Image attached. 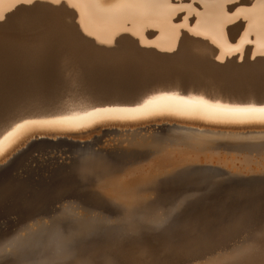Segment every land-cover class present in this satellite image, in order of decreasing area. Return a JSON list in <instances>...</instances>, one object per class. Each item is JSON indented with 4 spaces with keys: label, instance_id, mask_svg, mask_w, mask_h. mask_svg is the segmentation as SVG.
Wrapping results in <instances>:
<instances>
[{
    "label": "rangeland",
    "instance_id": "rangeland-1",
    "mask_svg": "<svg viewBox=\"0 0 264 264\" xmlns=\"http://www.w3.org/2000/svg\"><path fill=\"white\" fill-rule=\"evenodd\" d=\"M218 1L220 0H170L171 4L173 5H182L183 11L178 8L170 9L164 6L163 14H161L158 19L153 21L125 19L122 22L110 23L107 17L98 15L93 7H89L86 0H81V3L78 5V10L81 12L85 20L87 19V21H90V23L94 27H96L97 30H99L101 33H105L104 35L115 36L127 33H131L134 35H144L147 38H151L147 40L145 46L156 48L161 52H168L170 51V49H172L168 46L173 42L176 34L179 31L181 33H191L190 30L195 27L198 16L203 13L205 8H207L209 5L217 3ZM14 5L15 0H0V16L12 14L16 9H18L14 8ZM226 7L228 8L230 7V5L226 4ZM19 8H24V6H20ZM89 10H91V13H88ZM169 20H171V24L168 23ZM181 21L183 22L182 27H172V25H180ZM210 28L211 32L215 33V35H217L219 38L220 34L218 32L220 31V25L212 24L210 25ZM205 40L216 49H222L226 47V56H231L232 59L239 62L240 60L238 58L241 56H243L244 58L243 62L245 60H251L253 48L256 47V41L253 39V34H250L249 38H247L244 43L238 42L232 44L233 46L231 48L225 44L221 45L217 42L216 39L210 38L208 36H205ZM1 44L2 39L0 40V53H2ZM46 45L44 51L49 53L50 51L48 52V43H46ZM236 45H239V51L235 50ZM257 50L261 49L257 48ZM49 55L50 56L48 57H51L50 59L46 58L47 54L46 56L41 55L37 58V64H35V66L38 65V68L36 67L38 76L37 79L39 81L41 80V78H45L42 79L41 82L39 81V86L34 89V92L35 90L38 91H36L37 95L34 92L31 93L32 95H34L32 96V98H35L37 96L35 99H40L47 102H52V100L54 101L55 98L56 101L65 96V93H70L69 89L71 88H75V90L78 91L84 90L85 92H87L89 90L92 91V89H98L99 87V89L102 88L105 91L108 90L109 92L111 91V93H113L116 91L115 89L121 85V82L123 85H121L122 87L120 86L119 88H124L122 89V91L126 90L127 92L125 91V93L133 91V93L130 92L129 94H135L137 93V91L139 92V89H141L140 86H143L142 88H144V85L142 84L143 82H140V78H138L140 74H138V76L136 75V80L131 79L132 75L126 76V78L123 75L120 76V70L125 66V62H123L122 67L119 66L118 68V65L120 64H117V66H115L116 63L114 62V65L112 60H103L98 62L99 64L102 63L101 66V64L99 65L98 63H92V60L90 63V60L83 61L86 60L85 57L81 58L79 56L78 58H73L74 55H72L71 57H69L71 59L69 60L71 62V66L73 67L74 65L75 67L76 65H79L75 67L77 70H80V73L78 74H81L80 76L86 75V77H84L85 81L83 79L81 81L78 76L72 77L74 72H76L73 71V69H76L72 68L69 65L68 60H65L68 59L65 55H61V57H52L51 52L49 53ZM42 56L45 61L46 59L48 60V64H46ZM1 58L2 56H0V62H2ZM40 59L42 63H40ZM54 59L59 60L55 61ZM73 59L77 61H75L74 63L72 62ZM87 62L89 64H94L88 65L89 67L91 66V69L95 70L92 72H95L97 76L95 75V73H92L87 64H85ZM103 62L107 67L111 62L112 67L110 66L111 68H107L103 66ZM106 62H108L109 64H107ZM44 64L47 65L48 69ZM50 64H53L52 67ZM1 65L2 63H0V73L2 74ZM39 65L42 68L44 67L43 69H46L47 71L49 70V68H54L55 70L53 71L50 69V72H47L46 70L44 72V70ZM98 65L99 67L101 66V68H99ZM131 65H134L133 67L136 68V64L129 62L128 64H126V66ZM86 66L87 70L92 73L93 77L89 75V71L87 73L85 72L84 74V71H86ZM56 67L57 69H59L56 70ZM102 67L108 70H111L115 67V70H111L108 74L110 76H108L107 73H105L106 71ZM94 68H96L98 71ZM114 72L115 75H117V73L118 75L120 74L119 77L113 76ZM49 73H56L57 75L53 74V76H48ZM154 73L155 72L151 73L147 71V74L149 75H153ZM1 74L0 127L2 126V124L8 121V114H10V111L13 110L12 106L18 103L17 99H19L21 96L23 97V95H30L29 92H26V94L23 93L24 91H22L23 95L17 91H15V93L12 89H10L9 91L10 87L5 86L8 77L5 78V80V76L2 77ZM54 75L56 77H54ZM127 77H130V79H127ZM52 78L56 79L53 80ZM95 78L97 79V82L95 81ZM111 78L114 80H112ZM120 78L122 80H125L124 82L126 84L121 81ZM73 79L76 82H74ZM101 79L104 81H102ZM108 80L113 83H109ZM80 81H84L83 85L80 84L81 86L78 85ZM101 81L103 83H101ZM128 81L134 84L132 85V83H129ZM52 82L55 85H53L54 87L52 86ZM107 83L109 86L107 85ZM116 83H118V87H114L117 86ZM3 84H5L4 89ZM251 84L253 85V87ZM49 85L51 86V88ZM110 85L112 86V90L110 88ZM129 85L135 86L136 88H130V90L128 91L125 88H129ZM255 85H258V83L250 82V84L247 83L246 85L245 83H242V86L248 87H243L245 90L248 89L252 91V89H255L253 91H256L258 95L264 94L262 92L264 91L263 89L261 91L262 93L259 92V94L257 90L260 91L261 89ZM137 86L139 87V89L137 91H134L137 89ZM49 88L50 90L53 88L52 91H49ZM2 90H5L9 93L4 94L5 91L3 92ZM41 90L42 92H40ZM11 91L13 94L11 93ZM6 94L7 97L5 96ZM8 94H10V96ZM18 95L21 96L19 97ZM100 95L102 97L104 93ZM16 96H18L19 98H16ZM48 96L49 98H47ZM10 98H12L13 100ZM9 99L11 100V102ZM34 106L36 105L27 106L23 111L32 110L35 108ZM37 110H39V108H36V111ZM145 124L142 125L145 128L142 126H137L135 128H121V126H118L117 128V126H113L106 129L104 127L102 128V130L97 129V131H94L93 134L91 133L92 135H88L94 137H102L101 140L105 138L103 143L112 146V144L114 145L118 143H128L131 141H135L138 143L140 141H143L144 136L148 135L152 131L151 128H153L154 126H164L166 124H171V126L169 127L170 130H177L179 127H176V124L174 125L169 122L161 123L160 121L150 122V124L148 123V125L146 124V126ZM114 127L116 130L114 129ZM110 129L112 131H110ZM254 130L257 129H250L247 130V132L254 133L252 132ZM109 131L112 133H110ZM139 131L141 133H139ZM189 131L178 129V133H171L173 135V139L170 142L159 147L172 149H175L177 147H185L189 149L192 148V150L198 151L197 155H199L198 157H195L194 160L188 157L189 155L185 153L186 156H184V158H182V160L180 161L166 162L164 164L160 163L158 166H160L161 164L162 165L157 169H147L148 165L146 164V161H150V157L157 151L156 149L158 147H155L151 152H148L147 154H143L135 158L128 157L126 159H123L118 167H114L111 165L108 166L106 172L101 173L100 170H96L95 175L89 176H85L83 170H94L95 168L100 167L99 162L96 163L95 161H90L91 165L83 166L82 170L79 168L76 169V167L64 168L60 165V167L54 168L47 165V163L44 161H40V163L21 164L19 160L21 157H17L19 151L24 150L27 147L29 148L35 143H39L42 139L49 138V136H37L38 138L32 137V139H34L32 140L33 142L30 139L26 143L18 146V148L13 150L10 155L1 160L0 200L2 196H4L12 187H14V185H17L18 187L20 184H24L31 186L32 190L36 191L38 189L37 191L41 190V192H46L59 181L71 177L74 174L75 178H83L81 180V183L87 181L88 185L91 187H95L94 185L97 184L98 189L104 192L102 193L101 191H98L97 195L100 198L107 199L109 204L105 201H100L89 197L92 204L86 205L83 202L84 200L80 199L79 201H76L73 199L74 197L72 195L58 197L56 196L53 199L46 201L44 204L39 203V206L37 205V207H35L31 213H27L26 216H23L19 219L16 213V205L19 203L18 201H14L8 206H3V208H8V214L2 213V215H0V264H89L87 261L88 258L91 255L97 253L98 249L95 251L96 248H87V242L90 239L96 238L98 235H100V232L97 231L99 227L102 226H107L109 229H113V231L114 229H116L117 232L113 233L111 237L107 236L106 238L102 239L99 245L103 244L104 242L115 244V242L120 237L125 236L126 234H135L137 232L134 230H137L139 228H146L145 230H149V235L153 234V238L155 237V239L160 236L158 232H163L168 236L172 235V233H174L176 230H181L179 234L182 235L183 231L191 229V222L194 223L195 220L190 221L182 217H178L180 215V210L188 200L207 188L205 185H198L195 188H183L179 185V183H177L178 181L182 180V178L177 176L181 174H177L175 177L174 175L170 176L171 173L188 167V165H215L226 170L228 174L244 177L264 175V140H256L258 138L255 136V134H248V138L242 139H239L240 137L238 136H225L226 139L224 141H216L210 143L209 141L204 139L205 137L199 135H190L191 137L188 136L191 133L190 132L188 134L187 132ZM105 133L107 136H105ZM115 133L121 134V136H109ZM131 171H134L135 173L131 174ZM229 191L232 192L233 190ZM26 195L29 197V193ZM92 199L94 200V202L92 201ZM178 201L180 202L181 206L174 207V205ZM1 206L2 204H0V208ZM83 207H85L87 211H83ZM245 208V210L236 213L235 217H237V220L231 222L232 227L230 228V232H226L225 235L219 236L213 243L201 249L188 251L179 250L173 255H162L154 259L149 258L142 261H130L119 257L109 256L106 257L105 261L102 264H264V199L256 202L254 205L246 206ZM100 218L103 221L100 220ZM207 219L208 218L205 219V222L210 221ZM98 220H100V222ZM115 226L118 228H115ZM99 245H97V247ZM75 254H78L79 258L75 256Z\"/></svg>",
    "mask_w": 264,
    "mask_h": 264
},
{
    "label": "bare ground",
    "instance_id": "bare-ground-1",
    "mask_svg": "<svg viewBox=\"0 0 264 264\" xmlns=\"http://www.w3.org/2000/svg\"><path fill=\"white\" fill-rule=\"evenodd\" d=\"M86 2L89 7H93L98 15L107 17L110 23L122 22L125 19L153 21L158 19L164 12V6H156L153 4H143L138 7H117L115 5L118 4V0H98V2H96V0H86ZM239 2L246 8V11L241 14L239 19H237L234 15L226 16L224 14L227 8L225 0H220L213 5H209L204 9L203 13L198 16L195 27L190 30L191 33H181L179 31L176 34L175 39L168 46L172 48L168 52H161L156 48L145 46L147 40L151 38H147L144 35H134L131 33L119 34L115 36L104 35L105 33H101L97 30L96 27L90 23V21H87V19L85 20L79 10L78 11L82 15L84 21L83 25L77 24L76 20L73 18L74 13L71 9H52L42 3H39L32 8L24 7L16 9L12 14L8 15V19L6 21L0 23V38L2 39V53H0V56H2V62H0L2 63V74H0L2 77L5 76L4 79L8 77L7 80L5 79L6 85L3 84V89L5 85L10 87H8L9 91L12 89L14 92L17 91L22 95L23 93L26 94V92H29L30 95H23V97L18 95L19 97L21 96L20 98L16 96V98H19L17 99L18 103L12 106L13 110H11V113L8 114V121L0 127V129H2L0 134V152H2V155H0V163L2 159L10 155L13 150L18 148V146L26 143L30 139L31 141L34 140L32 137H84L85 139L87 137L90 138V135H92L94 131H97V129L102 130L104 127L106 129L113 126H117V128L118 126H121V128H135L137 126H142L145 123L148 125L150 122L159 121L161 123L169 122L174 125L176 124L175 126H179L178 129H182L183 131L192 130L187 132L188 134L191 132L188 136L199 135L205 137L204 139L210 143L224 141L226 139L225 136H238L240 137L239 139L248 138V134H255L258 138L256 140H264V114L260 112H232L225 110L230 108H247L249 106L257 109L264 107V103H258L255 98L261 96L264 97V94H260L262 92L264 93V91H262V89L264 90V55H262L264 54V3H262V0H239ZM252 5H255V7H251ZM88 13H91V10H89ZM245 17H247V19H245ZM212 24L220 25V31L218 32L220 34L219 38L215 35V33L211 32L210 25ZM85 26L93 33V36H84L83 32L80 31V28ZM245 28L248 29L249 33L247 38H249L250 34H253V39L256 41V47L253 48L252 52V54H255L257 57L255 62L251 60H245L242 63L236 61L232 59L231 56H226V47L216 49L205 40V36H208L216 39L221 45H224L225 40H227L228 45L233 46L232 44L238 42L241 43V37L244 36ZM100 41L105 42L100 43ZM46 43H48V52L50 51L52 53V57H61V55H65L68 58L65 59L66 61L71 60L69 57L74 55L73 58H78L79 56L81 58L85 57L86 60L83 61L90 60L89 63L91 60L93 61L92 63H98L103 60H112L113 63H116V65L114 63L115 66L120 64L118 65V68L119 66H123V62L126 64H128V62L136 64V68L133 67L134 65L126 66L125 64L122 69L120 68L121 70L119 69L121 71H119L121 74L119 75H123L125 78L126 76L132 75L131 79L133 80L138 76V74H140L138 78H140V82H143L142 84L144 85V88H142L143 86H140L141 89H139L137 86V89L134 90L136 87L129 85V88H125L128 91L133 87L135 88L131 90L137 91L139 89V92L137 91L135 94H129L131 91L129 93H125L126 90L122 91L124 88L120 89L119 87L123 84L121 82V85L118 87V83H120L118 82L116 83L117 86L114 87H118L119 89L116 88V91L113 93L108 90L105 91L102 88L99 89V87L98 89H92V91L89 90L87 92L71 88L69 89L70 93H65V96L61 99H58L57 97L58 100L56 101L55 98L52 102L35 99L37 96L32 98L34 95L31 93H33L34 89L39 86V81L41 82V80L45 78H41L39 81L37 79L38 65L35 66V64H37V58L41 55L46 56V54L47 59L51 58L48 57L51 55H49L50 52L47 53L44 51ZM257 48H260L261 50H257ZM216 57H220V59H217ZM41 59L40 63H42ZM47 59L45 61L43 58L46 64L49 63ZM75 61L77 60H72L74 63ZM70 63L71 62L69 61V65L71 66ZM89 63L87 62L85 64H87L88 67L89 65H94ZM106 63L109 64L108 62ZM100 64L102 66V63ZM105 65L103 62V66ZM45 66L47 68V65ZM77 66L79 65H76L75 67ZM87 66L84 74L89 71L87 70ZM101 66L99 68H101ZM110 66L111 62L108 67ZM75 67L73 65L72 68ZM90 67L89 69L91 72L95 71ZM125 67L133 68L130 69ZM114 68L111 70H115ZM50 69L51 68H49L48 71L46 69L45 70L50 72ZM58 69L56 67V70ZM51 70L54 71L55 69L53 68ZM104 70L107 75L111 71L110 69ZM73 71L76 72H74L72 77L78 76L81 81L82 79L84 80V77H86V75H82V78V76H80L81 74H78L80 73V70L73 69ZM147 71L155 73L153 75H149L150 73L147 74ZM56 73L53 74L57 75ZM92 73L89 71V75L92 76ZM53 74L49 73L48 76H53ZM55 75L54 77H56ZM117 75H115L114 72L113 76L119 77V75ZM96 78L95 81L97 82ZM122 79L121 81L124 82L125 80ZM127 79H130V77H127ZM81 81L79 83L77 82L78 85H83L85 80L83 82ZM102 81L101 83H103ZM108 82L111 83L109 80ZM128 82L132 83L130 81ZM250 82L258 83V85L255 86H258V88L261 89H259L260 91L257 90L258 93L260 92V95H258L256 91H253L255 89L251 88L252 91L244 89L246 86H242V83H245L246 85L247 83L250 84ZM133 84L134 83H132V85ZM53 85L54 84L52 82V86ZM50 88L48 90L52 91L53 88L51 90ZM110 88L112 90V86ZM22 91L24 92L22 93ZM36 91L37 90L34 92L35 94ZM40 92H42V90ZM106 92H109L110 94ZM5 93L9 92L5 91L4 94ZM99 93H104L105 96L102 95L101 97ZM131 93H133V91ZM161 93L171 94L176 97H184L186 99L194 98L197 103L184 104L176 99L165 100L160 103L159 109L154 114L148 116H139L134 118H118L114 116H104L102 118L94 117L91 118V123H85L83 126L65 125L46 126L43 128L35 127L31 130V132L19 133L16 138H13L10 141L2 140L4 127H6L12 120L17 119L20 116L31 115L40 117L51 114H63L70 116L73 114L82 115L85 112H91L93 108L132 107L137 103H141L149 95H158ZM8 95L10 96V94ZM5 96L7 97V94ZM47 98H49V96ZM200 98H202V100L206 103H199L198 101ZM30 105L36 106H34L35 108L32 110L23 111L25 110V107ZM213 105H220L223 107H211ZM36 108H39V110L36 111ZM255 128L257 130L252 131L254 133L247 132V130ZM178 129L170 131L172 133H178ZM110 131L112 130L110 129ZM116 133L109 136H121V134ZM139 133L141 132L139 131ZM105 136H107L106 133ZM91 146L92 145H88L87 147ZM156 150L157 151L150 157L151 160L146 161V164L148 165L147 169H157L166 162L180 161L184 158V156H186L185 153L188 154V157L192 160L199 156L197 155L198 151L185 147H177L175 149L158 147ZM160 163L162 164L158 166ZM133 173L135 172L131 171V174Z\"/></svg>",
    "mask_w": 264,
    "mask_h": 264
},
{
    "label": "water",
    "instance_id": "water-1",
    "mask_svg": "<svg viewBox=\"0 0 264 264\" xmlns=\"http://www.w3.org/2000/svg\"><path fill=\"white\" fill-rule=\"evenodd\" d=\"M255 98L258 103H264L263 96ZM170 125L154 126L151 128L152 131L144 136L143 141L138 143L131 141L112 144V146L103 143L105 138L101 140L102 137L96 136L85 139L72 137L44 138L39 143L27 147V150H20L17 157H21L18 158L21 164L44 161L54 168L60 166L64 168L76 167V169L81 170L83 166L91 165L90 161H95L96 163L99 162L100 167L91 171L83 170L85 176L95 175L96 170H100L101 173L106 172L108 166L118 167L123 159L147 154L155 147L170 142L173 139L172 132L169 129ZM1 132L2 129H0V134ZM88 145L92 146L88 148ZM171 175L182 178L177 183L183 188H195L198 185L207 187L188 200L180 210L178 217L190 221L195 220L194 223L191 222V229L183 231L182 235L179 234L181 230H176L168 236L163 232H158L160 236L155 239L153 234L149 235V230L139 228L140 230H134L137 232L135 234H126L120 237L115 244L104 242L99 245L102 239L107 236L111 237L113 233L117 232L116 229L113 231L107 226L99 227L97 232H100V235L90 239L86 245L87 248H96L95 251L98 249L97 253L88 258L89 264H102L109 256L130 261H142L162 255H173L179 250L201 249L213 243L219 236L230 232L231 222L237 220L236 213L245 210L246 206L254 205L264 199V175L253 177L231 175L218 166L200 164L188 165V167L173 172ZM82 179V177L75 178L73 174L71 177L59 181L46 192L37 191L38 189L36 191L32 190L31 186L24 184H20L18 187L14 185L0 200V204H2L0 215L2 213L8 214V208H3V206L18 201L16 213L19 219L26 216L27 213H31L39 203L44 204L56 196L72 195L74 200L79 201L82 199L86 205L92 204L89 197L109 204L107 199L100 198L97 195L98 191H101L98 189L97 184L94 185L95 187H91L87 181L81 183ZM229 190L233 191L230 192ZM28 193L30 198L26 195ZM83 208V211H87L85 207ZM206 218L210 221L205 222ZM100 220L102 219L100 218ZM100 220L98 221L100 222ZM115 228L118 227L115 226ZM97 245L99 246L97 247ZM75 256L79 258L78 254H75Z\"/></svg>",
    "mask_w": 264,
    "mask_h": 264
},
{
    "label": "snow or ice",
    "instance_id": "snow-or-ice-1",
    "mask_svg": "<svg viewBox=\"0 0 264 264\" xmlns=\"http://www.w3.org/2000/svg\"><path fill=\"white\" fill-rule=\"evenodd\" d=\"M98 2V0H96ZM38 3H42L49 8L52 9H71L74 13L73 18L76 20L78 25H83L84 21L82 15L78 11V5L81 3V0H15L14 8H19L20 6H24L27 8L35 7ZM226 4L231 5L227 8L224 13L226 16L234 15L237 19L241 17V14L246 11V8L243 4L239 2V0H225ZM264 3V0H262ZM143 4H153L156 6H166L170 9H180L183 11V6L176 4H171L170 0H118V4L115 5L117 7H138ZM251 7H255L252 5ZM8 19V15L0 16V22H4ZM247 19V17H245ZM171 24V20L168 21ZM155 26V25H152ZM183 26V22L181 21L180 25H172L173 28ZM80 31L83 32L84 36L91 37L93 33L88 30V28L81 27ZM248 29L245 28L244 36L241 37V43L246 41L248 36ZM105 41H100V43H104ZM225 44L228 47H232L228 45L227 40H225ZM235 50L239 51V45L235 46ZM264 55V54H262ZM220 59V57H216ZM240 62H243V56L238 58ZM257 59L255 54L251 55V61L255 62ZM179 100L184 104H193L197 103V101L192 99H186L184 97H176L171 94L161 93L158 95H149L146 99H144L141 103H137L132 107H109V108H93L91 112H85L82 115L73 114V115H63V114H51L47 116H20L15 120H12L6 127L3 129L2 140L10 141L13 138H16L21 132H31V130L35 127H46V126H65V125H77L83 126L85 123H91V118L99 117L102 118L104 116H114L118 118L125 117H139V116H148L154 114L160 107V103L165 100ZM199 103H206L200 98ZM211 107L221 108L223 106L213 105ZM227 111L232 112H260L264 114V107L259 109L249 106L247 108H230L225 109ZM2 155V152H0ZM181 206L178 201L174 207Z\"/></svg>",
    "mask_w": 264,
    "mask_h": 264
}]
</instances>
